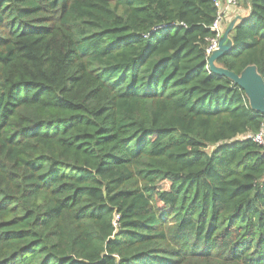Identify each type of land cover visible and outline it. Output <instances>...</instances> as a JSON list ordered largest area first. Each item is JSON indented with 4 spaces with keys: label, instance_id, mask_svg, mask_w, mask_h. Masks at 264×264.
<instances>
[{
    "label": "trees",
    "instance_id": "obj_1",
    "mask_svg": "<svg viewBox=\"0 0 264 264\" xmlns=\"http://www.w3.org/2000/svg\"><path fill=\"white\" fill-rule=\"evenodd\" d=\"M238 7L214 64L264 80V0ZM215 17L0 0V264H264V115L208 71Z\"/></svg>",
    "mask_w": 264,
    "mask_h": 264
},
{
    "label": "water",
    "instance_id": "obj_2",
    "mask_svg": "<svg viewBox=\"0 0 264 264\" xmlns=\"http://www.w3.org/2000/svg\"><path fill=\"white\" fill-rule=\"evenodd\" d=\"M232 22L224 31L223 36L218 41V49L214 51L207 60L210 73L230 79L235 85L241 88L248 100L251 110L264 115V80L258 74L255 66H248L240 75H236L225 69L218 68L214 62L230 50Z\"/></svg>",
    "mask_w": 264,
    "mask_h": 264
},
{
    "label": "built area",
    "instance_id": "obj_3",
    "mask_svg": "<svg viewBox=\"0 0 264 264\" xmlns=\"http://www.w3.org/2000/svg\"><path fill=\"white\" fill-rule=\"evenodd\" d=\"M239 1L240 0H214L216 17L211 26V30L214 32L215 36L214 38L209 39L210 44L206 49L207 60L214 51H217L218 41L221 39L225 31L226 20L228 19L230 14L238 8ZM251 138L257 144L264 146V124L262 125L260 131L257 134L251 136Z\"/></svg>",
    "mask_w": 264,
    "mask_h": 264
},
{
    "label": "crops",
    "instance_id": "obj_4",
    "mask_svg": "<svg viewBox=\"0 0 264 264\" xmlns=\"http://www.w3.org/2000/svg\"><path fill=\"white\" fill-rule=\"evenodd\" d=\"M245 11L238 7L237 9H235L230 16L228 17V19L226 20V24H225V29L232 23L234 22L233 26L236 24L237 20L243 18L245 16Z\"/></svg>",
    "mask_w": 264,
    "mask_h": 264
},
{
    "label": "rangeland",
    "instance_id": "obj_5",
    "mask_svg": "<svg viewBox=\"0 0 264 264\" xmlns=\"http://www.w3.org/2000/svg\"><path fill=\"white\" fill-rule=\"evenodd\" d=\"M240 7H241V6H240ZM162 188H163V189H168V184H167V183L163 184V185H162Z\"/></svg>",
    "mask_w": 264,
    "mask_h": 264
}]
</instances>
